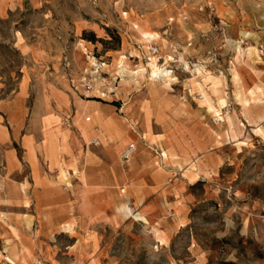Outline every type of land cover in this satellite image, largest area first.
<instances>
[{"label": "rangeland", "instance_id": "rangeland-1", "mask_svg": "<svg viewBox=\"0 0 264 264\" xmlns=\"http://www.w3.org/2000/svg\"><path fill=\"white\" fill-rule=\"evenodd\" d=\"M4 191L0 264H264V0H0Z\"/></svg>", "mask_w": 264, "mask_h": 264}, {"label": "crops", "instance_id": "crops-1", "mask_svg": "<svg viewBox=\"0 0 264 264\" xmlns=\"http://www.w3.org/2000/svg\"><path fill=\"white\" fill-rule=\"evenodd\" d=\"M83 113H90L93 120H96V121H101V120H104V116L102 114V110L98 107L92 111H82ZM54 165H56L55 163H53ZM101 170L103 169V171H105L106 167L104 166V164L102 165L101 163H99L98 165ZM80 169H82L80 167ZM85 171L88 170V167L85 166L83 168ZM35 170H39L38 166L36 165L35 166ZM53 170H58V168H54ZM102 175V174H101ZM85 179V177H84ZM86 181V179H85ZM103 181V179H102ZM87 182V181H86ZM105 183H106V179H105ZM119 183H118V179L115 180V186H118ZM99 187H100V191L102 192V189H103V194L107 193V184L105 185L104 183H100L99 184ZM148 188L147 189H144L142 190V194H146L147 197H153L155 194H156V191L153 189L154 187L151 185V186H147ZM74 188V187H73ZM40 190H35V195H37ZM3 193V194H2ZM6 192H0V215H3V218L1 220V217L0 216V230L1 232L3 233V237L0 238V250H2L5 254V251L4 250H9L11 247L10 245H7L6 242L7 241H11L12 240V236H13V230L16 232V231H19V233H22L20 230L17 229L16 226L13 225V218H14V215L13 214H21L23 215L26 211H27V208L25 206V204H22V202H24L23 200V197H22V194L19 192V202L20 204H12L11 202H2L4 199L7 200L9 199L8 196H6L5 194ZM83 202L84 203H87V204H91L92 202H97V201H100V199H95L93 200L91 198L92 196V190L90 188H84L83 191ZM123 193V191H122ZM120 197H123L122 195ZM17 201V200H16ZM15 200L12 201V202H16ZM131 205V209L132 208H135V212H137L136 215H139V216H145L146 217V211L144 209L140 210L139 208L141 207V202H140V199L138 197V199L135 197V199L133 200L132 203H130ZM122 206V205H121ZM149 207V204L147 205ZM119 212L118 213H122L120 211V208L118 210ZM13 229V230H12ZM5 235H7V238L5 237Z\"/></svg>", "mask_w": 264, "mask_h": 264}, {"label": "bare ground", "instance_id": "bare-ground-1", "mask_svg": "<svg viewBox=\"0 0 264 264\" xmlns=\"http://www.w3.org/2000/svg\"><path fill=\"white\" fill-rule=\"evenodd\" d=\"M143 37H144L145 39H147V40H153V39H155V36H154L153 34H151V33H143ZM152 74H153V75H156V74H157V71L154 70ZM120 211H121L122 213H124L125 215H132V214H133V213H132V209H131V207H130L129 205H123V206H121V207H120ZM136 217H137V215H136ZM140 218H141L142 220H144V221L147 222V219H146L145 216H140ZM6 261L9 262L10 264H13V261L10 260V259L7 258V257H6Z\"/></svg>", "mask_w": 264, "mask_h": 264}, {"label": "built area", "instance_id": "built-area-1", "mask_svg": "<svg viewBox=\"0 0 264 264\" xmlns=\"http://www.w3.org/2000/svg\"><path fill=\"white\" fill-rule=\"evenodd\" d=\"M104 66H105V64H101V67H104ZM101 67H99V68L101 69ZM84 81L85 82L83 84V87L85 88V91H87V92L92 91L93 87H92L91 81L90 80H86V79ZM133 148H134L133 146H129V148L125 151V154H124L125 159H127L128 156L131 155V153L133 151Z\"/></svg>", "mask_w": 264, "mask_h": 264}]
</instances>
